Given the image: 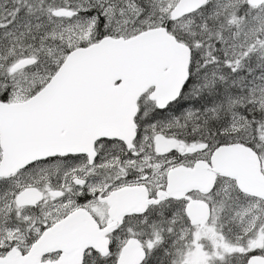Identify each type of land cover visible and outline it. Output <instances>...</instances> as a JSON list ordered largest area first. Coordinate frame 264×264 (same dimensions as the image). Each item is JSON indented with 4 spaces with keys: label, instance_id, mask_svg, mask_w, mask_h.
<instances>
[{
    "label": "snow or ice",
    "instance_id": "obj_1",
    "mask_svg": "<svg viewBox=\"0 0 264 264\" xmlns=\"http://www.w3.org/2000/svg\"><path fill=\"white\" fill-rule=\"evenodd\" d=\"M0 264H264V0H0Z\"/></svg>",
    "mask_w": 264,
    "mask_h": 264
}]
</instances>
